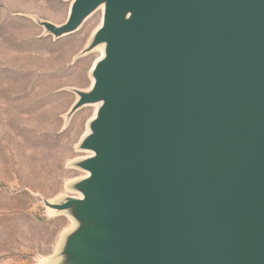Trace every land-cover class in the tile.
I'll return each mask as SVG.
<instances>
[{
    "label": "water",
    "instance_id": "obj_1",
    "mask_svg": "<svg viewBox=\"0 0 264 264\" xmlns=\"http://www.w3.org/2000/svg\"><path fill=\"white\" fill-rule=\"evenodd\" d=\"M103 1L73 261L264 264V0H75L56 35Z\"/></svg>",
    "mask_w": 264,
    "mask_h": 264
},
{
    "label": "rangeland",
    "instance_id": "obj_2",
    "mask_svg": "<svg viewBox=\"0 0 264 264\" xmlns=\"http://www.w3.org/2000/svg\"><path fill=\"white\" fill-rule=\"evenodd\" d=\"M75 0H0V264H77L78 235L95 158L89 141L104 98L83 103L113 41L106 1L71 33Z\"/></svg>",
    "mask_w": 264,
    "mask_h": 264
},
{
    "label": "bare ground",
    "instance_id": "obj_3",
    "mask_svg": "<svg viewBox=\"0 0 264 264\" xmlns=\"http://www.w3.org/2000/svg\"><path fill=\"white\" fill-rule=\"evenodd\" d=\"M127 17L129 18V17H130V15L128 14V15H127Z\"/></svg>",
    "mask_w": 264,
    "mask_h": 264
}]
</instances>
